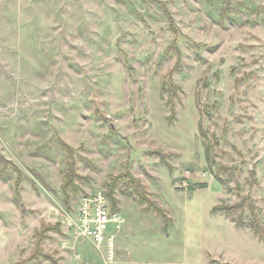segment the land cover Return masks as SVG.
Wrapping results in <instances>:
<instances>
[{"label":"rangeland","instance_id":"obj_1","mask_svg":"<svg viewBox=\"0 0 264 264\" xmlns=\"http://www.w3.org/2000/svg\"><path fill=\"white\" fill-rule=\"evenodd\" d=\"M257 225L264 0H0V264H264Z\"/></svg>","mask_w":264,"mask_h":264},{"label":"built area","instance_id":"obj_2","mask_svg":"<svg viewBox=\"0 0 264 264\" xmlns=\"http://www.w3.org/2000/svg\"><path fill=\"white\" fill-rule=\"evenodd\" d=\"M125 220L113 210L105 190L83 195L74 222L69 223L78 237L89 239L104 251L108 261L116 258V233Z\"/></svg>","mask_w":264,"mask_h":264},{"label":"trees","instance_id":"obj_3","mask_svg":"<svg viewBox=\"0 0 264 264\" xmlns=\"http://www.w3.org/2000/svg\"><path fill=\"white\" fill-rule=\"evenodd\" d=\"M131 179L132 178L130 177V180ZM132 182L133 183H136L135 181H132ZM106 194H107L108 198L110 199V202L112 204L113 210L115 211L116 205H115V202L113 200L112 193L106 192ZM224 211H226L227 215H229L231 217V219L234 220L233 222L236 221V219H234L233 215L231 214L232 210H230V211L224 210ZM235 223H236V225L239 228H243L244 227L243 223H241V222H235ZM250 227L254 230V232L259 236L260 239H262L264 237V230L262 229L261 225H257V226H254V227L253 226H250ZM222 264H228V263H222Z\"/></svg>","mask_w":264,"mask_h":264}]
</instances>
